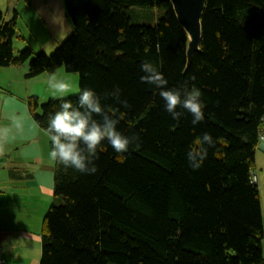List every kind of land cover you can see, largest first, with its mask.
Segmentation results:
<instances>
[{
    "label": "trees",
    "instance_id": "trees-1",
    "mask_svg": "<svg viewBox=\"0 0 264 264\" xmlns=\"http://www.w3.org/2000/svg\"><path fill=\"white\" fill-rule=\"evenodd\" d=\"M63 7L72 29L50 54L28 45L14 52L17 11L8 21L0 11V66L27 61L26 78L61 66L78 73V94L28 98L42 129L61 100L78 107L90 88L131 142L117 153L103 141L94 174L54 161L38 264H264L253 179L264 126V0H206L188 66L187 35L170 0H63ZM145 61L168 88L200 90L203 121L193 125L183 109L172 118L159 89L140 80ZM116 88L118 100L110 95ZM204 133L211 146L197 143ZM193 149L201 154L195 169Z\"/></svg>",
    "mask_w": 264,
    "mask_h": 264
},
{
    "label": "crops",
    "instance_id": "crops-1",
    "mask_svg": "<svg viewBox=\"0 0 264 264\" xmlns=\"http://www.w3.org/2000/svg\"><path fill=\"white\" fill-rule=\"evenodd\" d=\"M14 9L22 47L28 45L37 50L34 52L50 51L72 29L63 0H16L11 11L5 10V20ZM18 40H13V47ZM27 66L25 62L0 66V129L9 130L0 141V247L5 264H22L26 259L28 264H38L35 255L41 247L42 221L53 194L50 137L29 112L27 100L35 94L32 84L37 77L30 80L24 76ZM13 118L19 121V129ZM259 159L264 161L260 143L255 152L256 166Z\"/></svg>",
    "mask_w": 264,
    "mask_h": 264
},
{
    "label": "clouds",
    "instance_id": "clouds-1",
    "mask_svg": "<svg viewBox=\"0 0 264 264\" xmlns=\"http://www.w3.org/2000/svg\"><path fill=\"white\" fill-rule=\"evenodd\" d=\"M140 70L144 73L140 77L141 82L159 89V96L164 102L165 110L173 119L179 120L183 112L177 109H183L192 115L193 125L204 120V105L198 88L193 86L189 90L185 86L183 91L179 88H168V81L163 74L147 61L141 63ZM48 84L54 93L61 96L70 91V84L64 80H58L55 74L49 77ZM119 93V88H116L110 95L118 100ZM122 103L125 107L128 106L127 101ZM96 116L100 119H95ZM13 123L16 128L21 127L16 118H13ZM118 123L115 112L109 114L101 105L100 97L92 89L85 88L79 94L78 107H74L70 101L61 100L59 110L49 115L46 129L52 144L49 156L65 168L94 174L97 169L93 160L98 158L97 151L103 141L107 140L117 153L128 151L131 141L117 130ZM8 131L7 128L0 129V141L6 138ZM197 143L211 146L214 142L209 133H204ZM0 150H2V143H0ZM206 151L203 149L204 156ZM200 155L194 149L187 153L189 163L194 169L200 166L197 160V156Z\"/></svg>",
    "mask_w": 264,
    "mask_h": 264
},
{
    "label": "rangeland",
    "instance_id": "rangeland-1",
    "mask_svg": "<svg viewBox=\"0 0 264 264\" xmlns=\"http://www.w3.org/2000/svg\"><path fill=\"white\" fill-rule=\"evenodd\" d=\"M15 2H16V0H9V1L8 0H0V11L3 14L5 13L6 9L11 11L12 7L15 6ZM11 18H12V16L9 19H7L6 21L10 20ZM18 33H19V31H18ZM66 36H68V35H66ZM21 40H22V38L20 35L18 42L14 43V50L15 51L18 48H20L19 50H21L23 48L22 46L24 43L21 42ZM57 46H58V44L55 45L54 47H52V49L46 53L50 54ZM34 51H37V50H34ZM25 63L27 65L28 62L26 61ZM53 74H55V76L58 80H64L70 84V91L68 93H65L63 96L58 95L57 93H54V91L49 87V85L46 84L48 76H51ZM36 77L37 78H35V76H34V77L29 78V79L33 80V78H35L34 83L32 84V89H33V92H35L34 96L37 97V99L40 103L44 102L45 100H47L50 97L51 98H59V97L73 96V95H76L79 93V76H78V73L67 72L64 69V67H62V66L57 68L54 72H51V73L42 72V73L36 75ZM37 112H40L39 108L37 109ZM258 164H259V166L262 167V169H261V167L255 165L253 175L255 176V180H256V177L258 178V181L257 180L256 181H257V185L259 188L260 209H261L263 232H264V161L259 159ZM262 246L264 248V239H263ZM37 252H38V255H35V257L37 259H39L40 254H41V247H40V249L38 248ZM263 256H264V252H263ZM28 260L29 259H26L25 261L22 262V264H28V262H29Z\"/></svg>",
    "mask_w": 264,
    "mask_h": 264
},
{
    "label": "water",
    "instance_id": "water-1",
    "mask_svg": "<svg viewBox=\"0 0 264 264\" xmlns=\"http://www.w3.org/2000/svg\"><path fill=\"white\" fill-rule=\"evenodd\" d=\"M206 0H170L178 22L187 35L186 66L198 52L201 40V17Z\"/></svg>",
    "mask_w": 264,
    "mask_h": 264
},
{
    "label": "built area",
    "instance_id": "built-area-1",
    "mask_svg": "<svg viewBox=\"0 0 264 264\" xmlns=\"http://www.w3.org/2000/svg\"><path fill=\"white\" fill-rule=\"evenodd\" d=\"M258 140H259V143L264 146V126H263L262 130L259 132ZM253 179H254V181H256L255 176L253 177ZM0 264H5V259H4L1 247H0Z\"/></svg>",
    "mask_w": 264,
    "mask_h": 264
}]
</instances>
